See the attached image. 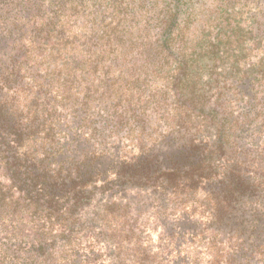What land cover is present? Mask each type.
I'll use <instances>...</instances> for the list:
<instances>
[{"label": "trees", "instance_id": "trees-1", "mask_svg": "<svg viewBox=\"0 0 264 264\" xmlns=\"http://www.w3.org/2000/svg\"><path fill=\"white\" fill-rule=\"evenodd\" d=\"M0 264H264V0H0Z\"/></svg>", "mask_w": 264, "mask_h": 264}, {"label": "rangeland", "instance_id": "rangeland-1", "mask_svg": "<svg viewBox=\"0 0 264 264\" xmlns=\"http://www.w3.org/2000/svg\"><path fill=\"white\" fill-rule=\"evenodd\" d=\"M248 3L251 4V0H248ZM252 3H253V2H252ZM252 9H253V8H252L251 6H250V7L247 6L245 9H244V8L241 9V10H242L241 12L244 13V14H246V12L252 13V11H253Z\"/></svg>", "mask_w": 264, "mask_h": 264}]
</instances>
